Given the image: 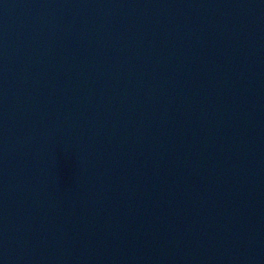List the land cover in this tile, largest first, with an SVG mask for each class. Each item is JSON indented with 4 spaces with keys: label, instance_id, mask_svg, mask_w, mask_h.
Masks as SVG:
<instances>
[{
    "label": "water",
    "instance_id": "obj_1",
    "mask_svg": "<svg viewBox=\"0 0 264 264\" xmlns=\"http://www.w3.org/2000/svg\"><path fill=\"white\" fill-rule=\"evenodd\" d=\"M181 264H264V0H0Z\"/></svg>",
    "mask_w": 264,
    "mask_h": 264
},
{
    "label": "snow or ice",
    "instance_id": "obj_2",
    "mask_svg": "<svg viewBox=\"0 0 264 264\" xmlns=\"http://www.w3.org/2000/svg\"><path fill=\"white\" fill-rule=\"evenodd\" d=\"M0 264H2V261H0Z\"/></svg>",
    "mask_w": 264,
    "mask_h": 264
}]
</instances>
